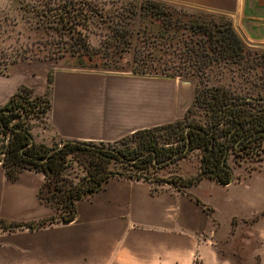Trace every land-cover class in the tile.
Wrapping results in <instances>:
<instances>
[{
    "label": "crops",
    "instance_id": "1",
    "mask_svg": "<svg viewBox=\"0 0 264 264\" xmlns=\"http://www.w3.org/2000/svg\"><path fill=\"white\" fill-rule=\"evenodd\" d=\"M156 1L236 19L242 30V0ZM14 65L0 80V106L21 85L37 94L46 89L48 67L34 75L27 64ZM81 68L53 69L49 112L41 127L30 130L35 142H112L181 119L192 102L194 90L175 77ZM263 165L264 157L249 172L232 170L225 185L202 177L179 190L109 177L76 202L71 221L30 228L24 224L54 214L38 197L44 174L25 169L9 180L0 162V218L23 223L11 230L0 227V264H192L195 255L210 264L216 259L215 237L224 233L220 226L229 228L232 218L253 215L256 224L264 225ZM184 167L180 176H191L199 170V160Z\"/></svg>",
    "mask_w": 264,
    "mask_h": 264
},
{
    "label": "trees",
    "instance_id": "2",
    "mask_svg": "<svg viewBox=\"0 0 264 264\" xmlns=\"http://www.w3.org/2000/svg\"><path fill=\"white\" fill-rule=\"evenodd\" d=\"M45 6L36 12L39 28L54 29L45 30L51 32L53 41L50 42L52 49L45 53L56 58L75 57L80 67L85 60L96 58L119 61L131 39L139 37L145 47L133 51L130 72L134 74L178 77V74L157 70L159 66H152L151 62L157 52L164 54L175 44L182 46L180 51L190 60V69L199 78H203L205 69L212 63L243 66L252 60L230 19L223 15L180 14L163 2L139 0L136 7H124L116 18L110 19L112 25L104 34L107 43L102 48L101 44L93 46L89 42L90 19H101L103 15L90 2L48 0ZM141 23L144 24L140 27ZM184 32L187 33L184 35ZM160 60L163 59L156 61ZM52 80V70H49L43 94H35L32 88L21 85L0 106V162L6 177L15 180L25 169L41 171L44 181L38 197L54 210L50 217L24 224L30 228L71 221L76 215V202L96 192L109 177L143 179L152 185L149 178L153 170L193 150L199 152V170L188 177H171L168 183L176 190L195 184L202 177L221 185L229 183L231 170L225 161L221 162L229 150L245 159H261L264 95L247 98L232 94L220 85L195 87L192 102L181 119L135 130L112 142L59 139L61 146L35 142L30 120L42 119L49 112ZM196 110L204 116L202 121L190 118ZM74 164L82 168L83 174L71 178L66 172ZM22 224L0 218L2 229L11 230ZM193 264H200L197 256Z\"/></svg>",
    "mask_w": 264,
    "mask_h": 264
},
{
    "label": "rangeland",
    "instance_id": "3",
    "mask_svg": "<svg viewBox=\"0 0 264 264\" xmlns=\"http://www.w3.org/2000/svg\"><path fill=\"white\" fill-rule=\"evenodd\" d=\"M46 1L48 0H0L1 81L3 79L2 76L9 74L8 71L12 70L15 66L14 64H19V62L30 66L34 75L38 74L40 69L46 67H48V71H53L55 67L73 68L78 66L75 57L67 55L62 58H56V56L53 57L48 54L49 57L45 53L52 49L50 42H53L51 41V32L49 31L47 33L45 30L54 29L39 28L36 24V12H40L43 5L45 6ZM71 1L81 2L85 0ZM86 1L90 2L91 6H95L103 14L101 19L98 17L91 18L88 25V30H90V44L93 46H99L101 44L103 48L104 44L107 43L104 34L106 30H108V26L112 25L110 19L116 18L117 13L124 7H136L139 0ZM163 3L171 6L180 14L194 12L211 13L181 4ZM230 21L234 32L243 45L250 51L252 60L247 64L241 66L236 64L212 63L205 69L203 78H199L190 69V60L180 51L182 46L180 44H178V46L175 44L169 47L168 51L164 54L157 52L156 56L152 58V66H159L157 70H164L166 73L178 74L179 76L175 78L190 91H193L195 87H200L205 84L220 85L229 90L232 94H240L247 98L264 95V41L250 40L244 34L243 30H240L236 19H230ZM136 24L137 23L134 22L133 26H136ZM143 24L144 23H141L139 26L141 27ZM185 33L187 32H184V35ZM184 35L183 37H185ZM139 39H131L130 45L119 61L112 62L105 58H96L93 61L85 60L81 69L100 72H130L133 68L132 56L134 49H143V47H145V44L142 45ZM154 53L151 54V56H154ZM157 58L163 60L156 61ZM113 65H116V67ZM156 76L165 75L159 74ZM190 118L194 121H202L204 116L201 111L196 110L190 114ZM30 125L31 128L33 125L40 126L41 119L32 118L30 120ZM58 140L59 139L49 140L47 145L54 146L58 143ZM259 155L261 159L264 157V146L259 152ZM197 159L199 160V152L193 150L177 161L153 170L149 178V181L152 180L153 182L152 187L156 188L165 184L170 185L168 181L171 177L176 175L180 176V172L184 171V166H191ZM260 160L245 159L233 154L230 150L225 156V162L230 170L239 173L242 172L243 174L248 172L251 168H256ZM66 173L71 178L83 174L82 168L77 164L68 168ZM239 173L236 177H238ZM256 218L257 215H253L248 219L232 218L229 228L220 226L223 228L224 233L220 236L216 235L215 237L214 248L216 259H211L210 264H264V225L256 224ZM197 260L202 264L198 257Z\"/></svg>",
    "mask_w": 264,
    "mask_h": 264
},
{
    "label": "water",
    "instance_id": "4",
    "mask_svg": "<svg viewBox=\"0 0 264 264\" xmlns=\"http://www.w3.org/2000/svg\"><path fill=\"white\" fill-rule=\"evenodd\" d=\"M240 26L250 40L264 41V0H242Z\"/></svg>",
    "mask_w": 264,
    "mask_h": 264
},
{
    "label": "built area",
    "instance_id": "5",
    "mask_svg": "<svg viewBox=\"0 0 264 264\" xmlns=\"http://www.w3.org/2000/svg\"><path fill=\"white\" fill-rule=\"evenodd\" d=\"M62 145V142H58V146H61ZM152 186V185H151Z\"/></svg>",
    "mask_w": 264,
    "mask_h": 264
},
{
    "label": "bare ground",
    "instance_id": "6",
    "mask_svg": "<svg viewBox=\"0 0 264 264\" xmlns=\"http://www.w3.org/2000/svg\"><path fill=\"white\" fill-rule=\"evenodd\" d=\"M241 30V29H240ZM242 35V34H241ZM244 37V36H243ZM246 40V39H245ZM247 41V40H246Z\"/></svg>",
    "mask_w": 264,
    "mask_h": 264
}]
</instances>
